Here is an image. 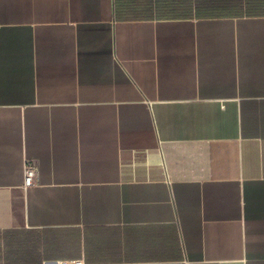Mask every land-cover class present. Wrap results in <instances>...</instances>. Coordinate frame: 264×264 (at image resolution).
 Returning <instances> with one entry per match:
<instances>
[{
	"label": "crops",
	"instance_id": "0c3cea01",
	"mask_svg": "<svg viewBox=\"0 0 264 264\" xmlns=\"http://www.w3.org/2000/svg\"><path fill=\"white\" fill-rule=\"evenodd\" d=\"M0 264H264V0H0Z\"/></svg>",
	"mask_w": 264,
	"mask_h": 264
},
{
	"label": "built area",
	"instance_id": "2783aa9c",
	"mask_svg": "<svg viewBox=\"0 0 264 264\" xmlns=\"http://www.w3.org/2000/svg\"><path fill=\"white\" fill-rule=\"evenodd\" d=\"M24 188H31L39 185V165L35 160H26L24 163Z\"/></svg>",
	"mask_w": 264,
	"mask_h": 264
}]
</instances>
